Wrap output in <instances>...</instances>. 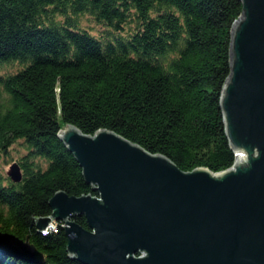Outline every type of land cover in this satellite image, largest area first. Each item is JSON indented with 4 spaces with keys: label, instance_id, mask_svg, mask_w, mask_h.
Here are the masks:
<instances>
[{
    "label": "trees",
    "instance_id": "16d2710c",
    "mask_svg": "<svg viewBox=\"0 0 264 264\" xmlns=\"http://www.w3.org/2000/svg\"><path fill=\"white\" fill-rule=\"evenodd\" d=\"M241 13V0H0V230L44 254L0 251V264H84L62 220L36 225L57 190L98 195L58 135L67 123L113 130L183 170L233 164L221 96ZM13 161L18 181L4 171Z\"/></svg>",
    "mask_w": 264,
    "mask_h": 264
},
{
    "label": "water",
    "instance_id": "95a60500",
    "mask_svg": "<svg viewBox=\"0 0 264 264\" xmlns=\"http://www.w3.org/2000/svg\"><path fill=\"white\" fill-rule=\"evenodd\" d=\"M241 1L221 96L231 166L183 170L110 129L60 130L98 195L57 190L36 225L62 220L68 251L84 264H264V0ZM7 174L21 179L16 161ZM0 251L44 261L27 237L8 231L0 230Z\"/></svg>",
    "mask_w": 264,
    "mask_h": 264
},
{
    "label": "rangeland",
    "instance_id": "374dc122",
    "mask_svg": "<svg viewBox=\"0 0 264 264\" xmlns=\"http://www.w3.org/2000/svg\"><path fill=\"white\" fill-rule=\"evenodd\" d=\"M23 150H24L23 147H22L21 145H19L18 143H16V144H14V145L12 146V150H11V151H12V153H13V156H14V157H17V155H18L19 153H21ZM9 165H10V163H8V164H6V165L4 166V171L8 170Z\"/></svg>",
    "mask_w": 264,
    "mask_h": 264
},
{
    "label": "bare ground",
    "instance_id": "6f19581e",
    "mask_svg": "<svg viewBox=\"0 0 264 264\" xmlns=\"http://www.w3.org/2000/svg\"><path fill=\"white\" fill-rule=\"evenodd\" d=\"M62 224H64V223L62 222ZM58 226H59V222H55L54 228L46 229L43 227V228H41V230H42V232L56 231L58 229Z\"/></svg>",
    "mask_w": 264,
    "mask_h": 264
},
{
    "label": "built area",
    "instance_id": "2783aa9c",
    "mask_svg": "<svg viewBox=\"0 0 264 264\" xmlns=\"http://www.w3.org/2000/svg\"><path fill=\"white\" fill-rule=\"evenodd\" d=\"M55 222H58V220L52 219L44 228L46 229L54 228Z\"/></svg>",
    "mask_w": 264,
    "mask_h": 264
}]
</instances>
